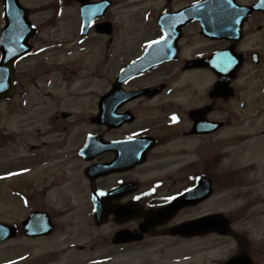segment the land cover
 <instances>
[{
    "label": "flooded vegetation",
    "instance_id": "af4514ba",
    "mask_svg": "<svg viewBox=\"0 0 264 264\" xmlns=\"http://www.w3.org/2000/svg\"><path fill=\"white\" fill-rule=\"evenodd\" d=\"M0 1L3 5V0ZM51 1L45 0L43 4H49ZM205 1L209 0H150L146 13V38H142L143 34H139L140 40L131 41L127 35L120 31L116 32L119 39V44L116 46L117 52L114 43L111 46V52H108L106 56V64L111 70V74L107 78L108 88L91 93L94 96L68 109L60 104V98L63 96L58 95L57 100L53 101L55 108L53 118L61 120L58 129H60L63 140L55 146L57 159L49 164L46 160L40 161L46 169L47 176L43 179L46 184H43L41 190L38 191L48 199L53 197V206L52 208L39 206V208L31 210L39 213L46 212L52 221V232L36 238L42 243V247L47 243L51 247L49 252L52 254L45 255L44 258L55 259L58 257L54 254L55 252L70 251L72 253L66 259L67 264H88V261L93 259L119 256L122 258V264H173L166 260L153 261V259L158 254L161 255V258L164 257L167 250L172 247H179L189 242L204 244L206 239L219 236L204 235L188 238L173 234L172 230L176 226L188 220L186 215L189 212L198 210L200 213L202 204L182 209L163 224L148 225L145 229L143 226L146 213L158 210L161 205L169 203L173 197L185 192L186 189H191V186L200 180L199 175L206 174L208 176L209 184L214 191L217 184H223L227 179L222 153L227 143L225 130L228 122L225 121V104L232 100H240L241 88H239L238 79L232 84L235 94L230 99H225L223 89H217L214 92L213 87L218 82V78L209 68L211 56L221 52L220 57L213 63L219 67H227V61L230 59L229 51L222 54L223 51L233 46L234 52L238 54L243 52L246 58L244 68L238 74L239 76L247 65L260 67L264 61L262 55L255 52L258 47L245 48L244 40L238 43L211 40L202 35L201 26L197 22L182 26L178 18L173 17L172 21L168 20L184 8ZM215 1L234 2L243 7L258 2V0ZM19 2L25 6L30 23L35 24L36 29L39 30V23L36 24L33 21L39 11L27 5H31L33 1L19 0ZM75 5L78 6L76 0H64L62 9L65 10ZM160 17L165 20L162 27L158 25ZM242 17V13H237L238 19ZM263 19L262 12L253 13L246 19L244 26H247L248 21L261 22ZM262 27L264 25L259 24L249 34L255 35V32ZM115 31L106 38L112 36ZM37 33L36 37L39 35V31ZM161 39L164 42L167 41L165 43L166 52L159 58L161 63L146 70L143 74L132 75L122 82L119 89H113V82L121 75L122 70L142 57L145 43H158ZM254 41L255 39L251 38V42ZM109 47L110 45L106 46L107 49ZM174 49L175 53H170L168 56L169 51ZM252 54L258 55L257 62L251 59ZM230 66L231 63L227 70ZM106 73H109L107 68ZM154 74H166L165 80L154 78L152 84L146 82L138 84L137 81L144 76L152 79ZM195 75L211 79L203 92L190 90ZM223 75L226 77L229 74L225 71ZM186 76L188 81L184 85L182 79ZM113 93L117 97L113 102L114 111L117 112L115 114L129 111L134 118L130 122H124L120 127L109 129L107 126L95 124L94 119L98 114V103L101 98ZM129 94H133V96ZM173 117L176 119L173 120ZM87 133L99 134L105 141L114 143V146L96 154L92 161L86 162L79 157V152L85 143ZM60 151L61 153L58 154ZM200 152L206 153V160L202 162L201 166L190 162L191 159L182 162ZM125 158L127 159L119 167L120 171L105 177L97 176L94 181H89L85 175V169L93 164H104L115 161V159ZM135 160L139 161L134 162ZM131 163L134 165L132 166ZM76 180L78 181L75 182ZM94 187L100 188L104 193L110 192L109 190L114 192L113 195L106 196V199H98L97 207L99 209H117V207L132 209V214L119 221L117 228L118 231L127 233L128 240L136 239L135 241L119 243L117 246L114 244V236H109L108 230H103L114 225L113 215L108 216L101 225L93 226L95 232L102 234L95 237L75 236L73 230L77 223L73 221L59 222L64 219L67 213L92 212L95 206L91 200V188ZM73 192L75 200L72 201ZM57 196L60 197L59 200L56 199ZM59 209L62 216L58 215ZM119 214L126 216L123 212H119ZM28 215L29 212L26 211L25 218ZM92 222L94 223V220ZM21 233L25 236L26 232L22 231ZM233 234L231 233V235ZM246 236L249 244L243 247V252L247 253L252 264H264V237L259 232L255 233L253 229L248 230ZM55 239H57L59 248L52 249ZM77 241H82L84 246H77ZM164 243L167 244L166 247L163 246ZM110 248L119 249L114 251ZM252 248L258 251V254L260 252L259 260L251 254ZM77 249L88 251L77 252ZM61 257L59 256V258ZM135 259L136 263H134Z\"/></svg>",
    "mask_w": 264,
    "mask_h": 264
},
{
    "label": "rangeland",
    "instance_id": "374dc122",
    "mask_svg": "<svg viewBox=\"0 0 264 264\" xmlns=\"http://www.w3.org/2000/svg\"><path fill=\"white\" fill-rule=\"evenodd\" d=\"M122 2V0H119ZM142 9L140 6H130L133 8H128L127 6L122 7L124 4L115 5L110 13L109 18L114 23L116 29H121L122 32L127 35L131 41L140 40L138 37L139 34L145 35L147 31L143 27L145 20L144 14L148 9V3L150 0L142 1ZM35 1L32 3V6L35 5ZM118 7V8H115ZM137 9L139 12H137ZM76 8L70 6L66 8L67 10V19L65 22L64 18L60 19V24H57V21L54 18L51 21L47 20V15L45 12H41L36 15V20L42 22V29L40 34V42L42 46L46 44H53L54 48H59L58 52L50 53L47 57L50 58L51 62H56V66H49L47 69L49 73L48 77L53 76L52 71H55V79L61 83V88H58L55 93L66 92L65 88L68 86L71 87V91H79V87H83L84 90H94L100 91L107 87L106 83V54L105 51V41L117 42L114 37L106 39L103 41L102 38H99L98 41L96 38L92 37L86 41L84 44L78 45V52L73 51L71 48L67 47L69 45L76 46L75 41L77 39V25L78 20H76ZM44 11V10H43ZM46 12L54 13L53 6L50 5ZM1 23V18H0ZM141 24V27L139 26ZM65 27V28H63ZM63 28L62 30H60ZM141 29V30H139ZM136 30V31H135ZM262 35L256 36V39L259 40ZM69 39H72L70 42ZM67 42H69L67 44ZM98 43L100 47L99 51L95 50V45ZM263 48L264 52V35H263ZM59 45V46H58ZM84 51H81V50ZM71 51L73 54L67 56V52ZM76 57V58H75ZM35 61H29L24 63L17 71V77L19 78V89L15 97V100L11 102H4L0 107V166H7L11 169L15 168L18 156L24 154L25 148L32 144H39L41 142H52L53 137L49 135L48 129L45 124V120H39L32 126L24 125L26 115L29 113V110L37 112L35 103L37 102L38 93H33L30 96V103L26 108L20 107L21 99L23 97L22 92L26 89L25 81L29 79L24 77L28 69H36L37 72L44 73L45 69L39 68L35 65ZM263 84H264V67H263ZM243 80V79H242ZM40 80L39 82H41ZM80 82H83L81 85ZM249 84L255 85L256 82L253 80V77L249 79ZM209 80L207 81V84ZM250 85V86H251ZM249 88V86H248ZM241 99L245 101L244 109H246L245 115H242L241 120H243L240 127L235 129L231 128L226 130L230 138L232 136L242 135L247 139V141L242 145L239 142L230 143L227 142V153L228 158L225 159V164L232 173L234 168L244 171L242 175V183L237 181L233 184L232 187L227 188L226 191H221V186H217V191L213 199L210 202L204 204L200 213L210 214L214 211L225 213V211L238 208L237 211L249 206L252 211H262L263 207L257 205L258 199L260 197L264 198V158L261 154H258V151L263 149L264 142L258 141L262 137L260 131H264V91L259 93L257 90L252 89L251 92L247 89L245 92H241ZM40 109V108H39ZM38 109V113L35 116L44 115L48 112V108ZM48 109V110H47ZM50 114V113H48ZM29 115V114H28ZM24 128L26 133H20V129ZM41 132H45L41 136ZM43 145L39 146L40 150H47ZM256 166L255 170L253 167ZM3 169H0V173ZM249 175L246 173L249 172ZM231 182H227L226 185H229ZM14 188V186H13ZM230 202V204H229ZM240 207V208H239ZM198 213V210L189 212L186 216H192ZM247 213V212H246ZM246 214L244 215V217ZM253 223L252 218H249ZM259 227L264 230V223H260ZM239 228H242V225H239ZM232 243V242H231ZM229 245V243H227ZM233 244V243H232ZM229 247L221 248L219 252L213 254L212 257L216 258H225L230 252ZM185 254H191L194 257L195 252L192 249H186V251L173 250L171 256L181 257ZM197 257V256H196Z\"/></svg>",
    "mask_w": 264,
    "mask_h": 264
},
{
    "label": "water",
    "instance_id": "95a60500",
    "mask_svg": "<svg viewBox=\"0 0 264 264\" xmlns=\"http://www.w3.org/2000/svg\"><path fill=\"white\" fill-rule=\"evenodd\" d=\"M9 67V69H10V71L8 70V74H9V76L8 77H6V84H7V87L8 86H10V79H11V77H10V72H11V67L10 66H8ZM0 75H1V72H0ZM0 93H2V94H4L2 91H0ZM6 95H8V94H6Z\"/></svg>",
    "mask_w": 264,
    "mask_h": 264
},
{
    "label": "snow or ice",
    "instance_id": "6c2138e0",
    "mask_svg": "<svg viewBox=\"0 0 264 264\" xmlns=\"http://www.w3.org/2000/svg\"><path fill=\"white\" fill-rule=\"evenodd\" d=\"M176 118L175 117H173V120H175ZM101 195H104V193H100ZM172 199H174V197L172 198Z\"/></svg>",
    "mask_w": 264,
    "mask_h": 264
}]
</instances>
